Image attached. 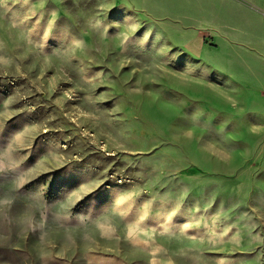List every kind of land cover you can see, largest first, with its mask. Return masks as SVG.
Here are the masks:
<instances>
[{
  "label": "rangeland",
  "instance_id": "1",
  "mask_svg": "<svg viewBox=\"0 0 264 264\" xmlns=\"http://www.w3.org/2000/svg\"><path fill=\"white\" fill-rule=\"evenodd\" d=\"M0 252L264 264V0H0Z\"/></svg>",
  "mask_w": 264,
  "mask_h": 264
},
{
  "label": "snow or ice",
  "instance_id": "2",
  "mask_svg": "<svg viewBox=\"0 0 264 264\" xmlns=\"http://www.w3.org/2000/svg\"><path fill=\"white\" fill-rule=\"evenodd\" d=\"M87 183H89V182L82 183V184L79 186V188H81L83 185H85V184H87ZM79 188H78V189H79ZM76 190H77V189H76ZM76 190L72 191L69 195L73 194ZM95 191H96V190H95ZM91 193H93V192H89V193H87V194L85 195V197L88 196V195H90ZM69 195H68V196H69ZM85 197H84V198H85ZM84 198H83V199H84ZM2 262H3V253L0 252V264H2Z\"/></svg>",
  "mask_w": 264,
  "mask_h": 264
}]
</instances>
